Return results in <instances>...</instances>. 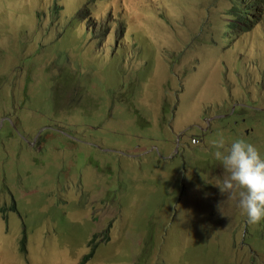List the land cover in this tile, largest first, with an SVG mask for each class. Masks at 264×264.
<instances>
[{"label":"rangeland","instance_id":"374dc122","mask_svg":"<svg viewBox=\"0 0 264 264\" xmlns=\"http://www.w3.org/2000/svg\"><path fill=\"white\" fill-rule=\"evenodd\" d=\"M230 7L0 0V264H264L215 185L214 141L264 155V22L225 40Z\"/></svg>","mask_w":264,"mask_h":264},{"label":"clouds","instance_id":"9594fccd","mask_svg":"<svg viewBox=\"0 0 264 264\" xmlns=\"http://www.w3.org/2000/svg\"><path fill=\"white\" fill-rule=\"evenodd\" d=\"M232 8L227 10L228 16ZM226 20H229V17ZM220 116L224 117L218 115L210 120L221 118ZM178 141L180 142V139ZM191 141L200 143L199 139ZM213 143L216 145L213 156L223 168V174L215 185L221 193L226 194L227 199L236 200L237 207L247 223L256 224L264 220V155H261L253 143L241 138H235L225 145L221 137ZM192 146L189 142L188 150ZM156 149L159 148L154 147L155 151ZM105 150L113 151L111 148Z\"/></svg>","mask_w":264,"mask_h":264},{"label":"trees","instance_id":"16d2710c","mask_svg":"<svg viewBox=\"0 0 264 264\" xmlns=\"http://www.w3.org/2000/svg\"><path fill=\"white\" fill-rule=\"evenodd\" d=\"M230 2L233 8L229 13V20L224 26V37L227 40L234 36L235 28L248 30L264 22V0H230ZM52 8L55 9V6ZM230 31L232 32L229 33Z\"/></svg>","mask_w":264,"mask_h":264},{"label":"flooded vegetation","instance_id":"af4514ba","mask_svg":"<svg viewBox=\"0 0 264 264\" xmlns=\"http://www.w3.org/2000/svg\"><path fill=\"white\" fill-rule=\"evenodd\" d=\"M235 110H236V107L234 106V107H233V110H232V114L235 113ZM223 116H226V115H223Z\"/></svg>","mask_w":264,"mask_h":264}]
</instances>
